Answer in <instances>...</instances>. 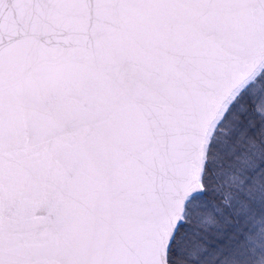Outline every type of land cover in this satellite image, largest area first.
<instances>
[{"label": "snow or ice", "instance_id": "6c2138e0", "mask_svg": "<svg viewBox=\"0 0 264 264\" xmlns=\"http://www.w3.org/2000/svg\"><path fill=\"white\" fill-rule=\"evenodd\" d=\"M0 264H264V0H0Z\"/></svg>", "mask_w": 264, "mask_h": 264}]
</instances>
